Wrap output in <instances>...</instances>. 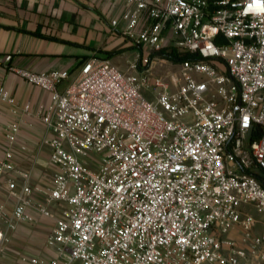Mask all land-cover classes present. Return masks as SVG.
Here are the masks:
<instances>
[{
    "label": "built area",
    "instance_id": "2783aa9c",
    "mask_svg": "<svg viewBox=\"0 0 264 264\" xmlns=\"http://www.w3.org/2000/svg\"><path fill=\"white\" fill-rule=\"evenodd\" d=\"M110 26L140 48L126 69L98 55L73 71L3 57L50 92L33 111L0 85L8 143L40 121L51 171L34 181L36 160L0 156V250L20 223L50 219L57 255L36 248L15 264L261 263L264 0H123Z\"/></svg>",
    "mask_w": 264,
    "mask_h": 264
},
{
    "label": "crops",
    "instance_id": "0c3cea01",
    "mask_svg": "<svg viewBox=\"0 0 264 264\" xmlns=\"http://www.w3.org/2000/svg\"><path fill=\"white\" fill-rule=\"evenodd\" d=\"M122 8L123 0H0V85H6L21 104L29 101L33 111L47 104L50 92L10 69L3 57L11 54L9 64L36 71L54 68L73 71L95 55L111 59L136 46L110 26V20ZM12 120L9 107L0 101V156L11 149L20 168L27 169L29 161L36 160L34 181L49 176L50 148L38 146L42 123L28 117L17 141L10 145L6 126ZM52 225L50 219H41L33 225L20 223L14 231L20 249L37 248L56 256L55 247L44 245Z\"/></svg>",
    "mask_w": 264,
    "mask_h": 264
},
{
    "label": "rangeland",
    "instance_id": "374dc122",
    "mask_svg": "<svg viewBox=\"0 0 264 264\" xmlns=\"http://www.w3.org/2000/svg\"><path fill=\"white\" fill-rule=\"evenodd\" d=\"M139 49V47L133 46L126 52L124 51L119 55L111 57V60L114 63L119 64L122 68H126L128 66V61L134 58V56L139 52ZM258 216L264 219V214H259ZM259 227L262 230L263 224H260ZM17 238L18 237L14 235V231L10 232L0 250V264H15L18 255L22 252L20 249L21 243ZM259 264H264V260H262Z\"/></svg>",
    "mask_w": 264,
    "mask_h": 264
},
{
    "label": "trees",
    "instance_id": "16d2710c",
    "mask_svg": "<svg viewBox=\"0 0 264 264\" xmlns=\"http://www.w3.org/2000/svg\"><path fill=\"white\" fill-rule=\"evenodd\" d=\"M160 54L163 56L173 58V59H184V58H189L190 56H192L190 52H179L174 49L172 50L163 49L160 52Z\"/></svg>",
    "mask_w": 264,
    "mask_h": 264
}]
</instances>
